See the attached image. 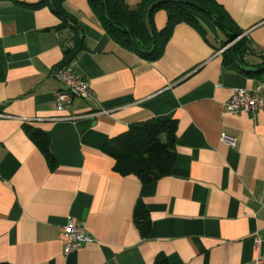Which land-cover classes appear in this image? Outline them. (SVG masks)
<instances>
[{"label":"crops","instance_id":"1","mask_svg":"<svg viewBox=\"0 0 264 264\" xmlns=\"http://www.w3.org/2000/svg\"><path fill=\"white\" fill-rule=\"evenodd\" d=\"M45 0H0V262L9 264H264V109L232 113L236 88L260 84L264 99V0H214L224 19L195 14L177 23L153 59L111 37L87 0H64L82 45L71 61L92 95L75 98L59 119L54 68L68 30ZM135 8L140 0H125ZM152 33L168 21L147 13ZM252 52L225 65L227 33ZM236 38V37H235ZM237 40V39H236ZM173 119L171 173L141 183L114 171L103 151L134 123ZM49 139L50 164L27 131ZM231 137L233 145L222 139ZM146 236L133 220L138 200ZM80 220L93 238L64 252L60 228Z\"/></svg>","mask_w":264,"mask_h":264},{"label":"trees","instance_id":"2","mask_svg":"<svg viewBox=\"0 0 264 264\" xmlns=\"http://www.w3.org/2000/svg\"><path fill=\"white\" fill-rule=\"evenodd\" d=\"M91 9L99 15L106 32L115 40L130 46L145 59L158 56L173 27L179 22L196 24L195 14L212 18L220 23L224 13L214 0H140L135 8H130L125 0H87ZM47 4L60 22L57 30H68L63 44L64 59L58 65L71 63L82 45V37L76 24V17L64 6V0H45L29 5L38 7ZM163 9L168 15L166 26L152 33L145 21L147 13ZM239 35V31L229 30L226 42ZM225 65L242 61L243 55L252 52L245 37L235 40L222 51ZM260 70L264 69V56ZM176 127L173 119L153 118L131 124L126 132L111 139L103 146V151L114 160L113 169L121 175H135L141 183H150L169 175L176 161ZM29 137L43 151L50 164L54 158L49 150L48 137L39 131H27ZM133 220L146 236L150 230L148 211L140 199L133 210ZM165 257H159L155 264H166ZM0 264H9L0 262Z\"/></svg>","mask_w":264,"mask_h":264},{"label":"built area","instance_id":"3","mask_svg":"<svg viewBox=\"0 0 264 264\" xmlns=\"http://www.w3.org/2000/svg\"><path fill=\"white\" fill-rule=\"evenodd\" d=\"M238 37L231 40L222 48L229 47ZM54 77L60 82L61 88L54 93L56 110L60 113L59 119L74 120L81 114H65L75 98L91 97L92 91L89 82L77 73L72 63L57 65L53 70ZM260 84L252 90L236 88L225 103V107L232 113L255 112L264 109V99L260 96ZM7 117L0 113V118ZM222 139L229 145L234 141L231 137L222 135ZM60 236L64 240V252L68 253L79 249L84 243L91 242L93 238L87 233L84 223L80 220L68 219L60 228ZM264 262V256L256 259V263Z\"/></svg>","mask_w":264,"mask_h":264},{"label":"water","instance_id":"4","mask_svg":"<svg viewBox=\"0 0 264 264\" xmlns=\"http://www.w3.org/2000/svg\"><path fill=\"white\" fill-rule=\"evenodd\" d=\"M219 26H220V23L216 22Z\"/></svg>","mask_w":264,"mask_h":264}]
</instances>
